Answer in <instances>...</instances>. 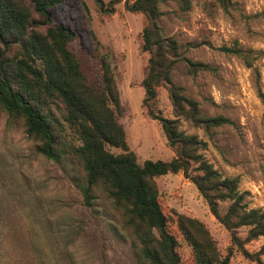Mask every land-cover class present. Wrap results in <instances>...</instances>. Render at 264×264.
<instances>
[{
	"label": "rangeland",
	"instance_id": "obj_1",
	"mask_svg": "<svg viewBox=\"0 0 264 264\" xmlns=\"http://www.w3.org/2000/svg\"><path fill=\"white\" fill-rule=\"evenodd\" d=\"M24 1L29 6L30 0ZM188 1L187 10L184 0L162 3L160 26L166 36L176 38L186 58L212 69L193 76L180 62L173 81L199 103L204 117L222 115L233 124L207 131L181 117L179 130L207 144L201 153L222 176L239 179L249 208L264 209V103L259 98V91L264 92V57H256V52H264V0H231L227 9L218 0ZM125 2L116 4L114 13H102L95 0H65L53 10L52 20L76 33L70 48L86 74L98 77V56H108L122 106L117 121L138 163L171 161L174 149L161 124L143 106L142 82L150 54L142 50V35L148 21L142 13L127 11ZM35 18L40 20L38 15ZM222 48L255 52L251 66ZM7 54L16 56L19 51L15 48ZM158 92L155 111L176 119L167 88ZM38 146L26 133L24 121L0 108V264H139L138 242L125 227L121 212L101 193L96 205L88 207L75 184L79 165L49 160ZM108 150L124 153L119 148ZM156 180L168 230L178 239L181 264L196 261L178 228V214L204 222L226 256L231 235L211 214L195 184L182 172ZM227 206L221 204L222 213ZM247 233V228L239 230L242 239ZM263 244L260 238L247 243L246 249L256 254ZM230 264L258 263L235 248Z\"/></svg>",
	"mask_w": 264,
	"mask_h": 264
},
{
	"label": "trees",
	"instance_id": "obj_2",
	"mask_svg": "<svg viewBox=\"0 0 264 264\" xmlns=\"http://www.w3.org/2000/svg\"><path fill=\"white\" fill-rule=\"evenodd\" d=\"M64 1L30 0L28 6L24 0H0V108L24 121L26 133L39 143L38 151L47 159L61 165L66 160L79 165L75 184L88 207L96 205L101 193L121 212L125 227L138 242L139 264H181L178 239L168 230L156 180L180 172L195 184L211 214L231 235L228 254L222 256L204 222L178 214V228L192 247L196 264H230L235 248L264 264V244L256 254L246 249L247 243L264 238V209L249 208L247 192L239 190V179L222 176L201 153L207 144L197 135L179 130L181 117L207 131L233 122L222 115L204 117L199 103L186 97L184 88L174 83L173 73L180 62L187 64L193 76L212 68L186 58L176 38L164 34L160 5L166 0H125L127 11L142 13L148 21L142 35V50L150 54L142 82L143 106L147 115L161 124L175 151L171 161L147 160L143 165L130 151L126 132L117 121L122 106L108 56H98V77H91L70 48L76 33L53 23V10ZM121 1L105 4L95 0L102 13H114ZM218 1L225 9L232 5L231 0ZM189 7V1L184 0V10ZM15 48L18 55L7 54ZM222 50L243 57L250 66L255 53ZM256 57H264V52H256ZM161 87L169 92L174 120L154 109ZM259 98L264 103L261 90ZM108 147L124 153L115 155ZM222 203H228L224 213ZM242 228L248 229L245 239L239 235Z\"/></svg>",
	"mask_w": 264,
	"mask_h": 264
}]
</instances>
